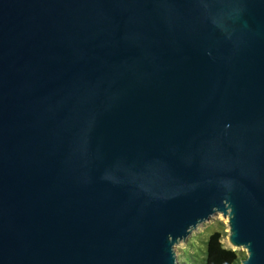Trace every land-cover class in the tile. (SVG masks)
Wrapping results in <instances>:
<instances>
[{
  "label": "water",
  "instance_id": "obj_1",
  "mask_svg": "<svg viewBox=\"0 0 264 264\" xmlns=\"http://www.w3.org/2000/svg\"><path fill=\"white\" fill-rule=\"evenodd\" d=\"M216 213L264 264V0H0V264H178Z\"/></svg>",
  "mask_w": 264,
  "mask_h": 264
},
{
  "label": "rangeland",
  "instance_id": "obj_2",
  "mask_svg": "<svg viewBox=\"0 0 264 264\" xmlns=\"http://www.w3.org/2000/svg\"><path fill=\"white\" fill-rule=\"evenodd\" d=\"M228 227L227 218L222 217L221 213H216L210 219L200 223L191 231L186 240L175 244L178 264H203L205 241L213 231H220L223 246L232 248L228 243ZM235 250L241 257L247 255V251L243 248H235Z\"/></svg>",
  "mask_w": 264,
  "mask_h": 264
},
{
  "label": "trees",
  "instance_id": "obj_3",
  "mask_svg": "<svg viewBox=\"0 0 264 264\" xmlns=\"http://www.w3.org/2000/svg\"><path fill=\"white\" fill-rule=\"evenodd\" d=\"M220 231H213L205 241L203 264H239L246 256L241 257L237 250L222 244Z\"/></svg>",
  "mask_w": 264,
  "mask_h": 264
}]
</instances>
